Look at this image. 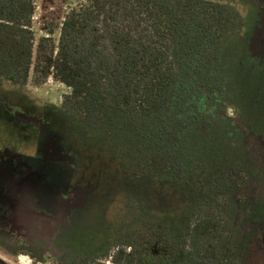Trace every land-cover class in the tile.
<instances>
[{
  "label": "trees",
  "instance_id": "16d2710c",
  "mask_svg": "<svg viewBox=\"0 0 264 264\" xmlns=\"http://www.w3.org/2000/svg\"><path fill=\"white\" fill-rule=\"evenodd\" d=\"M235 1L82 0L45 28L32 63L34 0H0V80L38 86L52 75L70 90L62 106L77 128L117 147L139 182L159 179L189 198L179 226L122 235L76 264H239L243 197L225 162L212 164L234 138L222 111L224 58L244 24Z\"/></svg>",
  "mask_w": 264,
  "mask_h": 264
},
{
  "label": "rangeland",
  "instance_id": "374dc122",
  "mask_svg": "<svg viewBox=\"0 0 264 264\" xmlns=\"http://www.w3.org/2000/svg\"><path fill=\"white\" fill-rule=\"evenodd\" d=\"M80 2L34 0L32 63L45 28ZM234 5L244 24L224 58L222 111L234 138L212 164L225 162L243 197L234 212L238 263L264 264V0ZM69 93L52 75L38 86L0 80V264H76L112 251L122 235L179 226L187 214L186 191L139 182V167L117 147L71 122L62 106Z\"/></svg>",
  "mask_w": 264,
  "mask_h": 264
}]
</instances>
